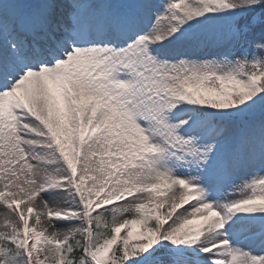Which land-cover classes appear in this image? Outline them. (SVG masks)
Wrapping results in <instances>:
<instances>
[{
	"label": "snow or ice",
	"instance_id": "1",
	"mask_svg": "<svg viewBox=\"0 0 264 264\" xmlns=\"http://www.w3.org/2000/svg\"><path fill=\"white\" fill-rule=\"evenodd\" d=\"M0 264H264V0H0Z\"/></svg>",
	"mask_w": 264,
	"mask_h": 264
},
{
	"label": "rangeland",
	"instance_id": "2",
	"mask_svg": "<svg viewBox=\"0 0 264 264\" xmlns=\"http://www.w3.org/2000/svg\"><path fill=\"white\" fill-rule=\"evenodd\" d=\"M238 183L240 182L239 180L237 181ZM237 195H239V192L237 191Z\"/></svg>",
	"mask_w": 264,
	"mask_h": 264
}]
</instances>
